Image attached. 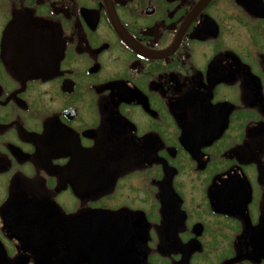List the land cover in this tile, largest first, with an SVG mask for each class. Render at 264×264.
Returning <instances> with one entry per match:
<instances>
[{"label": "flooded vegetation", "instance_id": "af4514ba", "mask_svg": "<svg viewBox=\"0 0 264 264\" xmlns=\"http://www.w3.org/2000/svg\"><path fill=\"white\" fill-rule=\"evenodd\" d=\"M0 264H264V0H0Z\"/></svg>", "mask_w": 264, "mask_h": 264}]
</instances>
